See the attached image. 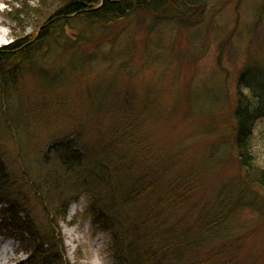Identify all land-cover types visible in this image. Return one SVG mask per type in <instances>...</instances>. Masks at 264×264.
<instances>
[{
	"label": "rangeland",
	"instance_id": "1",
	"mask_svg": "<svg viewBox=\"0 0 264 264\" xmlns=\"http://www.w3.org/2000/svg\"><path fill=\"white\" fill-rule=\"evenodd\" d=\"M67 1L0 0V50L42 37L0 74V163L25 221L39 236L47 229L61 264H112L109 235L92 225L87 196L67 191L74 173L64 188L60 183L58 154L70 146L63 154L82 158L83 175L92 177L108 157L124 153L116 138L132 133L150 159L162 154L171 164V180H196L175 215L181 225H195L203 210L210 217L224 212L216 253L236 264H264V196L240 178L230 120L245 69L264 99V0H198L201 12L190 21L146 10L108 24L62 21L55 13ZM242 91L255 98L251 88ZM262 132L258 121L252 151L260 166ZM61 189L67 214L52 217ZM5 225L0 264H29L30 246Z\"/></svg>",
	"mask_w": 264,
	"mask_h": 264
},
{
	"label": "trees",
	"instance_id": "2",
	"mask_svg": "<svg viewBox=\"0 0 264 264\" xmlns=\"http://www.w3.org/2000/svg\"><path fill=\"white\" fill-rule=\"evenodd\" d=\"M198 5V0H70L63 3L55 15L62 21L78 18L90 24H108L136 12L151 10L164 16L168 10L166 17L190 21L200 14ZM178 7L183 9L177 11ZM41 38L40 35L28 36L2 48L0 74L6 62L22 59L28 47L34 42L40 44ZM244 73L239 77L236 103L231 107V150L241 180L254 193L264 196V166L257 165L252 151L258 121H263L264 138V99L255 92L254 84ZM242 87L251 88L255 98L246 95ZM125 135L123 141L116 138L124 144V153L116 160L108 157L109 164L98 166L94 171L98 174L92 177L83 175L82 158L63 154L72 149L70 146H62L63 153L58 154V163L64 169L59 182L64 188L70 183L69 179L72 180L67 174L74 173V182L71 181L67 191L76 198L81 194L87 196L86 212L92 225L109 235L112 264H236L230 255L225 258L215 251V244L224 240L221 232L227 225L224 212L210 217L203 210L195 216V225H181L175 215L181 205L186 207L196 190V180L190 177L171 180V164L163 160L162 154L158 159H150L149 150L132 133ZM109 165L112 166L110 171ZM11 184L0 163V222L17 238L25 239L22 243L31 247L26 248L27 252L31 250L30 255L38 259L39 264H61L62 259L54 254V239L46 234L47 229L39 236L35 227L25 221L27 211L18 203L19 196L12 191ZM57 195L60 205L50 214L65 218L67 206L62 198L65 199L66 194L61 189ZM188 211L191 214V210ZM32 256H28L29 264H37L31 261Z\"/></svg>",
	"mask_w": 264,
	"mask_h": 264
},
{
	"label": "bare ground",
	"instance_id": "3",
	"mask_svg": "<svg viewBox=\"0 0 264 264\" xmlns=\"http://www.w3.org/2000/svg\"><path fill=\"white\" fill-rule=\"evenodd\" d=\"M5 38V33L4 32H0V42H2Z\"/></svg>",
	"mask_w": 264,
	"mask_h": 264
}]
</instances>
